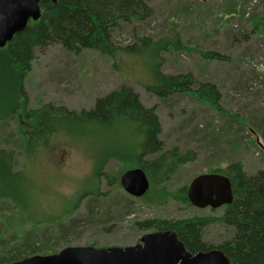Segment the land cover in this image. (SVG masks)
Returning a JSON list of instances; mask_svg holds the SVG:
<instances>
[{
	"label": "rangeland",
	"instance_id": "rangeland-1",
	"mask_svg": "<svg viewBox=\"0 0 264 264\" xmlns=\"http://www.w3.org/2000/svg\"><path fill=\"white\" fill-rule=\"evenodd\" d=\"M147 2L151 17L120 23L113 31L114 41L120 46L140 47L142 38L155 42L178 34L191 49L178 53L164 50L158 55L163 59L160 69L164 74L189 72L201 81L214 83L221 92L220 110L188 93H174L166 99L152 93L146 86L151 83L148 58L144 57L147 53H121L117 69L113 60L94 49L77 53L61 43L35 49L32 70L25 81L30 107L53 103L73 110L90 109L98 97L127 84L145 106L157 108L165 149L176 145L181 152L191 150L195 154V160L183 165L169 181L172 191L188 186L198 174L234 160H240L248 174L264 169V0ZM209 51L220 53L222 59L202 55ZM20 123L21 116L17 115L0 127V147H12L19 152L18 168L27 175L34 199L29 204L28 196L24 195L21 200L29 206L23 209L6 196L0 197V201L8 204L0 212V220L8 226L6 237L15 234L37 238L57 249L56 252L71 245L130 246L149 232L141 230L139 222L193 216L215 219L224 211L222 206L199 208L178 199L159 206L143 204L134 196L131 201L123 187H110L99 179L100 194L108 192V195L97 199L88 195L71 216L66 214L59 219L57 216L77 193L93 186L97 150L99 156L102 146L127 138L129 131L115 128L116 131L103 137H84L61 129L50 144H41L35 153L26 156L21 153ZM117 164L112 159L104 171L113 170ZM29 213L37 219L57 218L59 226L50 224L48 219L37 226L27 223ZM66 224L70 227H64ZM61 226L66 228L62 237L58 232ZM41 232L45 233L42 237ZM231 234L230 229L213 221L205 227L203 239L207 246L216 248Z\"/></svg>",
	"mask_w": 264,
	"mask_h": 264
},
{
	"label": "trees",
	"instance_id": "trees-1",
	"mask_svg": "<svg viewBox=\"0 0 264 264\" xmlns=\"http://www.w3.org/2000/svg\"><path fill=\"white\" fill-rule=\"evenodd\" d=\"M40 7V18L30 20L23 30L15 33L5 46L0 47V127L7 120L21 116V153L26 156L35 153L41 144H50L61 129L84 137L102 136L109 131H116L115 128L117 131H129L127 138L121 137L119 142L113 141L106 144L108 146H102L99 156L97 150L93 186L77 193L57 217L61 219L66 214L71 216L88 195L95 199L100 195L107 196L108 192L100 194L99 179L105 180L107 186L122 187L121 174L136 167L142 168L150 181L147 192L135 197L143 204L159 206L170 199H178L191 206L187 185L172 191L169 181L183 165L195 160V154L191 150L181 152L176 145L165 149L157 108L145 106L132 86L123 84L98 97L92 108L80 110L53 103L31 108L25 88L35 59V49L50 43H61L77 53L82 49H94L113 60L117 69L121 53H147L148 56L144 57L146 60L148 58L146 62L151 83L146 86L152 93L160 99H166L174 93H188L220 110L221 92L214 83L201 81L189 72L164 74L159 67L163 63V59L158 57L161 52L168 49L177 53L189 51L190 46L183 43L178 34L155 42L142 38L143 45L140 47L135 44L120 46L114 41L113 31L120 23L143 21L151 17L152 10L147 0H41ZM202 55L209 59L222 57L214 51L202 52ZM112 159L118 162L116 168L104 171ZM18 160L19 152L15 148L0 147V197L6 196L8 201L25 209L29 205L22 202L21 198L28 196L29 204L34 198L30 194L31 184L27 175L18 168ZM208 172L225 174L232 183L233 200L222 206V215L215 219L211 216L178 220L154 218L139 222L137 226L143 231H174L186 248L195 253L213 248L206 245L203 233L207 225L218 221L232 231L229 239L215 246L227 255L229 264H264V169L248 174L243 163L234 160L224 167L210 168ZM124 194L134 201L132 195L127 192ZM6 206L8 204L0 201V212L5 211ZM33 215L29 213L27 223L37 226L48 219L51 220L50 224L59 226L55 221L57 218L37 219ZM66 225L64 227H70V224ZM7 227V222L0 220V264L57 250L37 238L18 237L15 234L6 237ZM65 231L66 228L61 226L58 231L61 237ZM43 234L41 232L40 237Z\"/></svg>",
	"mask_w": 264,
	"mask_h": 264
},
{
	"label": "water",
	"instance_id": "water-1",
	"mask_svg": "<svg viewBox=\"0 0 264 264\" xmlns=\"http://www.w3.org/2000/svg\"><path fill=\"white\" fill-rule=\"evenodd\" d=\"M40 1L0 0V47L23 30L30 20L40 18ZM120 183L134 197L143 196L150 186L146 173L140 167L124 171ZM187 194L190 202L199 208H218L233 200L230 178L217 172L195 176L187 186ZM6 264H229V258L220 248L193 254L176 232L157 229L146 232L141 243L135 245H71L58 252L34 254Z\"/></svg>",
	"mask_w": 264,
	"mask_h": 264
},
{
	"label": "flooded vegetation",
	"instance_id": "flooded-vegetation-1",
	"mask_svg": "<svg viewBox=\"0 0 264 264\" xmlns=\"http://www.w3.org/2000/svg\"><path fill=\"white\" fill-rule=\"evenodd\" d=\"M151 231H153V230H151ZM139 243H141V240L137 243V244H139ZM186 247V246H185ZM214 248V247H213ZM213 248H210L209 250H206V251H203V252H207V251H210L211 249H213ZM187 249V248H186ZM188 250V249H187ZM189 251V250H188ZM189 252H191V251H189ZM198 252H201V251H198ZM198 252H195V253H198ZM191 253H193V252H191ZM195 253H193V254H195Z\"/></svg>",
	"mask_w": 264,
	"mask_h": 264
},
{
	"label": "bare ground",
	"instance_id": "bare-ground-1",
	"mask_svg": "<svg viewBox=\"0 0 264 264\" xmlns=\"http://www.w3.org/2000/svg\"><path fill=\"white\" fill-rule=\"evenodd\" d=\"M194 206V205H193Z\"/></svg>",
	"mask_w": 264,
	"mask_h": 264
}]
</instances>
